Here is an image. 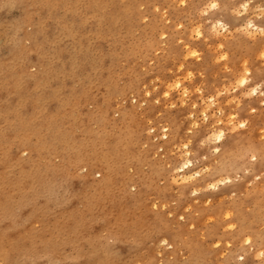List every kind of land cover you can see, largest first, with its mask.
<instances>
[{"label": "rangeland", "instance_id": "rangeland-1", "mask_svg": "<svg viewBox=\"0 0 264 264\" xmlns=\"http://www.w3.org/2000/svg\"><path fill=\"white\" fill-rule=\"evenodd\" d=\"M3 61L0 264H264V0H0Z\"/></svg>", "mask_w": 264, "mask_h": 264}, {"label": "bare ground", "instance_id": "bare-ground-1", "mask_svg": "<svg viewBox=\"0 0 264 264\" xmlns=\"http://www.w3.org/2000/svg\"><path fill=\"white\" fill-rule=\"evenodd\" d=\"M181 2H182V0H181ZM51 3V2H50ZM22 5V4H21ZM23 8V10L25 11V9L26 8H29L28 6H25L24 5V7H22ZM65 9V8H64ZM69 10V9H68ZM67 10V11H68ZM71 10V9H70ZM37 13L38 12V10H35V11H30V12H28V13H25V17L27 18V21L29 22V23H33V30H35L34 32H31V33H25V35H24V38H27V39H29V40H31V41H35L36 39H38V38H40L41 39V37H42V33H43V31L46 29V16L43 14V16H40V14L38 13V18L37 19H35V18H32V19H30V15L32 14V13ZM9 13V12H8ZM169 20V19H168ZM44 23V28H43V30L41 31V25ZM252 23V22H251ZM57 25V24H56ZM21 26V25H20ZM19 25H17L16 27H15V33H17L19 30H20V27ZM223 26V25H222ZM249 32V31H248ZM259 34V33H258ZM5 37L7 38V43L9 42H11V38L13 37L10 33H7V32H5ZM250 35V34H249ZM35 43V42H34ZM186 46V45H185ZM30 49L32 50V46L30 47ZM15 50L13 49V48H11L10 47V49H9V52H11V53H13ZM25 50L23 49V50H21V52H24ZM63 51V50H62ZM188 53H190V52H188ZM218 57V56H217ZM5 63H6V61H3V62H1V64H0V67H5ZM22 63V62H21ZM244 77V76H243ZM238 80V79H237ZM7 81L8 82H13L14 81V74H10V75H8V77H7ZM246 83V79L244 78V79H242L241 80V84L242 85H244ZM172 84V83H171ZM239 84V83H238ZM127 90V88L125 89L124 88V91H126ZM230 90V89H229ZM58 91V90H57ZM165 96V95H164ZM239 103H240V101H239ZM30 108H31V106H30ZM204 111V110H203ZM207 112V111H206ZM220 113V112H219ZM224 114V113H223ZM209 117V116H208ZM234 118V117H233ZM233 120V119H232ZM206 121V120H205ZM234 121V120H233ZM232 121V122H233ZM216 122V121H215ZM219 122V121H218ZM236 122V121H235ZM237 124V123H236ZM230 125V124H229ZM247 125V124H246ZM167 127H169V126H167ZM198 127V126H197ZM246 127V126H245ZM170 128V127H169ZM211 128H213V127H211ZM216 128H218V127H216ZM171 129V128H170ZM169 129V130H170ZM225 129V128H224ZM224 129H222V130H224ZM210 130V129H209ZM212 130V129H211ZM166 131V130H165ZM168 131V130H167ZM209 132V131H208ZM216 133V132H215ZM214 134V133H213ZM223 134V133H222ZM166 136V135H165ZM170 136H171V134H170ZM176 136V135H175ZM222 136H224V135H222ZM172 137V136H171ZM219 138H220V136H219ZM168 139V138H167ZM174 138H172L171 140H173ZM169 140H170V138H169ZM168 140V141H169ZM168 141H167V144H168ZM246 141V140H245ZM235 142V141H234ZM239 142V141H238ZM237 142V143H238ZM263 145V144H262ZM160 146H162V145H160ZM175 146V145H174ZM249 146V145H248ZM241 147H244V146H241ZM187 148V147H186ZM231 148V146L229 147V148H226L227 150L228 149H230ZM248 148V147H247ZM249 148H250V146H249ZM169 149V148H168ZM264 149V148H263ZM187 150V149H186ZM189 150V149H188ZM226 150V151H227ZM240 150V149H239ZM238 150V151H239ZM251 150V149H250ZM107 151V150H106ZM105 151V152H106ZM243 151V150H242ZM104 152V153H105ZM249 152H251V151H249ZM252 152H253V150H252ZM184 153V152H183ZM106 154V153H105ZM238 154H239V152H238ZM245 154V153H244ZM241 156H243L242 154H240ZM184 156V158H185V155H183ZM238 157V156H237ZM236 157V158H237ZM243 157H245V156H243ZM30 158V157H29ZM188 158V157H187ZM242 158V157H241ZM240 158V159H241ZM109 159V158H108ZM228 160V159H227ZM242 160V159H241ZM137 161H139V160H137ZM145 162V161H144ZM108 163V162H107ZM168 163V162H167ZM88 164V163H87ZM136 164H138V162H136ZM217 164V163H216ZM219 165V164H218ZM77 166V165H76ZM79 166V165H78ZM91 166H93L92 164H91ZM86 167V166H85ZM84 167V168H85ZM95 167H97L96 165H95ZM103 168L108 174H111V168H108L107 167V165L106 164H100L99 165V168ZM79 168V167H78ZM93 168V167H92ZM98 168V167H97ZM230 168V167H229ZM105 171H103L104 173H105ZM113 171V170H112ZM118 172V171H117ZM92 174V173H91ZM156 174H157V172H156ZM117 175H118V173H117ZM188 174H183L182 176H181V178H182V181L183 182H186L187 180H189L190 178L187 176ZM221 175V174H220ZM90 176V175H89ZM194 176V175H193ZM105 179H106V181L108 180V178L107 177H105L102 181H100V182H98L97 183V187H98V185H105V183L107 184L108 182H109V186L111 187V184H110V180L109 181H105ZM141 179V178H140ZM179 180V179H178ZM192 180V179H191ZM88 183L89 184H93V182H91L90 181V179H88ZM181 181V180H180ZM128 198V197H127Z\"/></svg>", "mask_w": 264, "mask_h": 264}]
</instances>
